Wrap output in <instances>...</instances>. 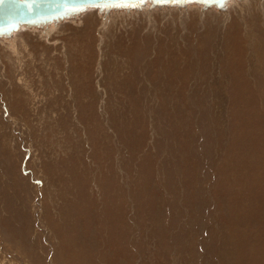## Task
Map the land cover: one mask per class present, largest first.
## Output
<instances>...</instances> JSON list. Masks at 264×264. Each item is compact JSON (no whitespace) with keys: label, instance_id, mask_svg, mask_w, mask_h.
<instances>
[{"label":"rangeland","instance_id":"rangeland-1","mask_svg":"<svg viewBox=\"0 0 264 264\" xmlns=\"http://www.w3.org/2000/svg\"><path fill=\"white\" fill-rule=\"evenodd\" d=\"M0 264H264V0L0 31Z\"/></svg>","mask_w":264,"mask_h":264},{"label":"water","instance_id":"water-1","mask_svg":"<svg viewBox=\"0 0 264 264\" xmlns=\"http://www.w3.org/2000/svg\"><path fill=\"white\" fill-rule=\"evenodd\" d=\"M131 1L136 0H3L0 2V31L12 29L18 23L51 19L82 7Z\"/></svg>","mask_w":264,"mask_h":264},{"label":"bare ground","instance_id":"bare-ground-1","mask_svg":"<svg viewBox=\"0 0 264 264\" xmlns=\"http://www.w3.org/2000/svg\"><path fill=\"white\" fill-rule=\"evenodd\" d=\"M214 1H218V0H214ZM16 26V25H15ZM15 26H14V28H15ZM13 29V28H12Z\"/></svg>","mask_w":264,"mask_h":264},{"label":"snow or ice","instance_id":"snow-or-ice-1","mask_svg":"<svg viewBox=\"0 0 264 264\" xmlns=\"http://www.w3.org/2000/svg\"><path fill=\"white\" fill-rule=\"evenodd\" d=\"M0 2H3V0H0Z\"/></svg>","mask_w":264,"mask_h":264}]
</instances>
